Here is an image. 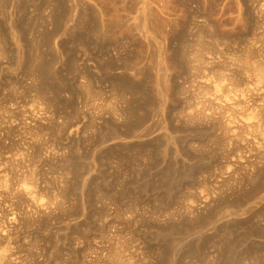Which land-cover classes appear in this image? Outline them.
Here are the masks:
<instances>
[{
  "label": "rangeland",
  "instance_id": "obj_1",
  "mask_svg": "<svg viewBox=\"0 0 264 264\" xmlns=\"http://www.w3.org/2000/svg\"><path fill=\"white\" fill-rule=\"evenodd\" d=\"M0 8V264H264V0Z\"/></svg>",
  "mask_w": 264,
  "mask_h": 264
},
{
  "label": "bare ground",
  "instance_id": "obj_2",
  "mask_svg": "<svg viewBox=\"0 0 264 264\" xmlns=\"http://www.w3.org/2000/svg\"><path fill=\"white\" fill-rule=\"evenodd\" d=\"M0 1H1V0H0ZM7 1H8V0H7ZM1 5H2V4H1ZM3 5H4V4H3ZM1 7H2V6H1ZM0 9H1V8H0ZM12 9H13V7H12ZM4 15H5V14H4ZM8 15H9V14H8ZM9 23H10V22H9ZM0 25H1V24H0ZM194 60H195V59H194ZM247 62H248V61H247ZM246 64H247V63H246ZM39 66H40V65H39ZM248 66H249V65H248ZM41 68H42V67H41ZM43 68H44V67H43ZM43 70H44V69H43ZM40 73H41V72H40ZM257 75H258V77H259L260 74L258 73ZM40 76H41V75H40ZM259 82L261 83V81H259ZM211 86H212V87H210V88L212 89L213 86H215V85H211ZM217 87H218V86H217ZM217 87L215 86V87L213 88L214 90H213V92H212L213 94H211V98H210V100L213 99L214 102H215V101H221L222 103H220V102H219V103L223 105V102H224V104H225V103L229 100V98H228V96L224 95L223 93H220V92H219L220 88H219V90H217ZM54 89H55V88H54ZM211 91H212V90H211ZM208 101H209V100H208ZM210 102H211V101H210ZM215 103L218 104V102H215ZM217 104H216V105H217ZM220 104H219V105H220ZM222 105H221V106H222ZM219 107H220V106H219ZM224 107H225V106H224ZM199 112H201V111H199ZM189 114H190V113H189ZM196 114H197V113H196ZM222 124H223V123H222ZM231 125H232V124H231ZM224 126H225V128H226V129H225V128H224V129L227 130V131L232 129V128H231L232 126H230V123H228V122H227L226 125H224ZM249 126H250V125H249ZM128 131H129V130H128ZM167 133H168V132H167ZM158 136H159V135H158ZM165 136H167V135H164V134H163V135H162V138L160 137L159 139H163V137H165ZM168 136H169V135H168ZM130 137H131V136H130ZM171 137H173V136H171ZM171 137L169 136V138H171ZM153 139H155V138H153ZM164 139H165V138H164ZM167 139H168V138H167ZM169 140H171V139H169ZM172 140H173V139H172ZM168 142H169V141H168ZM170 142H172V141H170ZM170 142H169V144H170ZM167 144H168V143H167ZM167 144H166V145H167ZM169 144H168V145H169ZM166 148H167V147H166ZM166 148H165V149H166ZM160 149H161V148H160ZM177 150H178V149H177ZM163 151H164V150H163ZM165 151H167V150H165ZM174 151H175V149H174ZM160 153H161V152H160ZM163 153H164V152H163ZM175 153H177V151H176ZM163 156H164V155H163ZM163 156H162V157H163ZM162 161H163V160H162ZM163 162H164V161H163ZM161 163H162V162H161ZM165 163H167V162H165ZM165 163H164V164H165ZM174 163H175V162H174ZM160 165H161V164H160ZM160 167H161V166H160ZM175 172H176V171H175ZM178 173H179V172H178ZM180 174H181V173H180ZM182 174H183V173H182ZM181 176H182V175H181ZM181 178H182V177H181ZM27 184H28V183H27ZM19 192H21V195H22V194H26V196H29V199H31L32 201H34V200H38V199H36L35 195H34L31 191L28 190L27 187H22V188L20 189ZM261 196H262V195H261ZM258 198H261V197H258ZM258 198H257V199H258ZM263 198H264V196H263ZM247 203H248V202H247ZM250 203H251V202H250ZM251 204H252V203H251ZM246 205H247V204H246ZM247 206H248V205H247ZM241 208H242V207H241ZM241 208H240V209H241ZM243 208H244V207H243ZM243 210H244V209H243ZM245 210H246V209H245ZM236 213H237V212H236ZM236 213H235V214H236ZM235 214H232V215H235ZM237 216H238V215H237ZM223 217H224V216H222L221 219H223ZM224 218H225V217H224ZM215 219H216V218H215ZM213 220H214V219H213ZM217 220H218V219H217ZM219 220H220V218H219ZM221 221H222V220H221ZM214 222H215V221H214ZM219 222H220V221H219ZM215 224H216V223H215ZM208 226H209V225H208ZM211 227H212V226H211ZM205 228H206V227H205ZM209 229H210V226H209ZM119 259H120V258H119ZM121 260H122V259H121ZM120 262H121V261H120ZM255 262H256V261H255ZM125 263H126V262H124V264H125ZM121 264H122V263H121Z\"/></svg>",
  "mask_w": 264,
  "mask_h": 264
}]
</instances>
